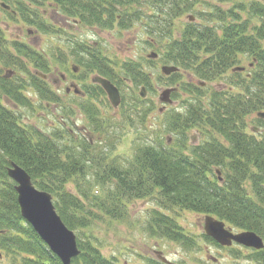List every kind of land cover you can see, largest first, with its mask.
I'll return each instance as SVG.
<instances>
[{
  "label": "trees",
  "instance_id": "1",
  "mask_svg": "<svg viewBox=\"0 0 264 264\" xmlns=\"http://www.w3.org/2000/svg\"><path fill=\"white\" fill-rule=\"evenodd\" d=\"M0 2L10 5L11 9L4 12L11 20H22L39 32L62 29L59 24L43 19L39 6L47 5L80 25L104 30L116 26L127 29L143 20L147 33L165 44L164 64L178 68L164 77L165 84L175 88L171 95L176 98L183 91L189 96L181 108L167 115L164 123V131L175 137L158 135V140H151L145 124L144 136L137 134L134 152L128 158L114 153L122 133L95 105L94 99L106 95L100 84L85 86V96H78L82 99L79 106L89 120L84 130L97 135L94 144L86 135L75 141L72 129L65 125L50 133L23 124L18 111L2 103V95L18 106L31 104L22 90L27 89L26 80L1 76L0 264H63L22 216L16 182L7 172L11 162L24 168L36 187L53 195L58 213L76 233L80 253L71 264H119L115 255L102 251L92 218L104 216L125 221L129 216L128 203L141 198H154L157 206L166 211L209 214L229 227L255 231L264 239V132L260 131L264 119L256 116L252 123L258 122L259 126L254 124L248 129V117L264 110V4L253 3L249 7L240 3L230 10L215 7L203 12L196 7L199 0H150V12H145L141 7L143 0ZM245 9L250 19H259L253 32L248 28L249 19L241 22L240 11ZM192 11H199V17L206 23L189 20L178 27L176 20ZM67 41V49L73 51L77 63L89 72L109 78L119 88L152 86L150 74L136 61H125L124 73L120 75L97 49L77 40ZM64 50L63 46L57 47V53ZM241 55L254 59L250 72L233 71L240 66ZM0 62L18 67L29 76L28 85L41 100L60 103L46 80L28 70L30 64L47 73L49 63L44 56L23 41L8 39L1 26ZM184 71H190L199 85L184 79ZM227 72L230 74L225 85L211 90L202 87L201 82L221 80ZM122 93L124 103L127 93ZM128 96L132 97L128 101L130 111L139 115V122L147 123V115L154 110L152 103L140 112V103L145 104L147 98H142L135 89ZM130 119L131 115L127 116L126 120ZM129 124L135 123L130 120ZM192 129L207 137L194 144L188 135ZM69 183L75 189L68 187ZM158 207L150 211L147 231L185 248L196 247L195 239L177 219ZM203 236L208 239L206 234ZM253 253L258 255L256 259H264V248ZM143 264L167 263L146 257Z\"/></svg>",
  "mask_w": 264,
  "mask_h": 264
},
{
  "label": "rangeland",
  "instance_id": "2",
  "mask_svg": "<svg viewBox=\"0 0 264 264\" xmlns=\"http://www.w3.org/2000/svg\"><path fill=\"white\" fill-rule=\"evenodd\" d=\"M143 1L145 2L141 5L142 10L150 12V8H148L150 0ZM240 3L249 7L253 3L257 5L264 4L263 0H229L228 2L199 0L196 7L198 10H203V12L212 11L215 7L230 10L235 4ZM33 7L35 8V6ZM39 10L43 14L45 21L59 24L62 29L55 30L56 28L52 25V28L55 30L54 33L51 30L48 33L39 32L22 20H11L8 14L4 12V8L0 2V26L6 31V37L10 40L18 39L25 42L44 56V60L49 63L47 76L44 79L61 100L60 103H49L41 100L36 94V90L28 85V82H31L29 76L22 73L18 67L14 68L12 65H4L0 62V77L8 75L12 80L16 78L26 80L27 89L22 88V90L30 98L31 104L18 106L5 95H2V103L17 110L20 118L23 120V124L26 123L38 128L40 131L50 133L65 125L66 128L70 127L72 129L74 133L72 139L75 141H79L80 138L78 137L81 135H86L92 139L91 141L94 144L96 143L97 135L89 134L88 131L84 130V127L88 126L89 120L79 106L82 99L77 96L74 85L84 90L85 86L93 84V78L97 73L89 72V70L74 60L73 51L67 49V40L69 39V41L77 40L81 43L84 42L90 48L92 46L93 49H97L106 58V61L110 63V67L120 75L124 73L122 69L123 63L129 60L136 61L145 72L150 74L152 86H148L146 97H144L147 98V102L145 104L140 103L139 110L142 112L144 107L146 105L148 107L151 103L154 106V110L147 115V123L139 122V115L135 111H130L128 105V101L132 98L128 95L132 94L133 89L140 95L139 93L143 85L136 86L129 82V85L132 86H122L120 91L121 94H123L122 92L127 93L125 94V97H127L125 100L127 101L118 107L112 106L107 95L100 99H94L95 105L101 111V115L106 116L110 121L118 125L115 129L122 133V138L117 143L114 153H120L128 158L131 157L134 152V140L137 134L144 136V132L146 131L144 129L145 124L148 127L146 135L150 136L151 140H158V135L164 138H170L171 135L175 137L173 133L164 131V123L166 122L167 115L173 109L181 108L183 100L189 96L187 93L180 91L179 96L176 98L170 95L173 100L171 103L160 99L161 93L165 89L170 88L165 84L167 80L165 78L168 75L162 72V66L167 65L162 61L166 48L165 44L159 41L160 39L156 38L155 40L152 35L147 33L146 27L143 24L145 21L142 20L143 23L136 22L127 29L116 26L113 29L104 30L96 26L80 25L73 19L59 14L54 6L52 8L48 5L39 6ZM198 12L192 11L183 14L176 20L177 26L179 27L188 22L189 14L196 16L194 21L197 23H206L202 22ZM240 16H242L241 22L249 19L250 25L248 28H251L253 32V27L257 26L259 19H250L247 9L241 10ZM58 46L64 47L63 53H57ZM152 52L157 53L158 56L150 57L149 55ZM50 53H53V56ZM240 58V66L246 67V72H250L254 59L247 55H241ZM76 66L78 67L77 70H75ZM28 67L30 68L28 69L29 71L34 74L36 73L33 65L29 64ZM10 70L13 72H10ZM189 72L184 71V79L199 85L198 79ZM229 74L230 72H227L224 78H219L221 80L207 82L202 87H207L208 90H211L213 87H221L225 85L224 81H226ZM39 77L43 79L41 76ZM23 82L25 83V81ZM166 111L167 113H165ZM129 115H131L130 120H133L135 123L132 124L134 126L129 124L130 120H126ZM255 117L256 113H252L248 117V121L250 122L248 129H251L254 124L258 125V122L252 123ZM260 131L264 132V126L260 127ZM188 135L193 139L192 142L194 144L201 142L207 137V135H203L195 129L190 130ZM68 187L72 190L75 189L71 183L68 184ZM95 193H100V191H95ZM128 205L129 216L125 221L104 216L92 218L95 234L102 241V251L106 255H115L118 258L119 264H143L146 257L158 258L159 254L166 256L178 264H264L263 258L256 259L258 255L253 253L256 249L237 243H234L232 246H223L208 236L204 229L205 214L188 210L166 211L157 206L154 198L134 199ZM155 207L174 216L184 227L185 231L195 239L198 245L192 249L185 248L182 244L170 241L167 238L151 235L147 231V221L150 211ZM233 231L240 230L233 227ZM205 234L208 239L203 236Z\"/></svg>",
  "mask_w": 264,
  "mask_h": 264
},
{
  "label": "water",
  "instance_id": "3",
  "mask_svg": "<svg viewBox=\"0 0 264 264\" xmlns=\"http://www.w3.org/2000/svg\"><path fill=\"white\" fill-rule=\"evenodd\" d=\"M3 6L8 8L5 4ZM190 19L193 20L194 17L191 16ZM149 56L157 57L158 54L152 52ZM243 69V67H237L234 70ZM177 70L178 68L174 65L162 66V72L167 75ZM93 81L99 83L105 89L114 107L120 105L122 100L121 93L114 83L99 75L95 76ZM201 84L204 85V82ZM75 87V91L79 93L80 90L77 86ZM174 89H165L161 93L160 99L164 102H172L170 95ZM146 92V87L143 86L140 92L141 96L145 97ZM257 115L264 118V112L262 111L258 112ZM217 172L220 175V171L217 170ZM8 174L17 182L16 191L18 193V202L22 216L33 226L42 240L61 259L63 264H71L72 259L80 253L77 236L59 215L53 202L52 194L37 188L30 174L15 162H11V165L8 167ZM204 228L207 235L214 238L223 246H230L235 241L247 247L256 249L264 248L263 238L255 231L246 230L234 233L230 228L226 227V223L223 220L217 219L212 215L208 214L205 216ZM159 258L165 263L174 264L162 254H159Z\"/></svg>",
  "mask_w": 264,
  "mask_h": 264
}]
</instances>
